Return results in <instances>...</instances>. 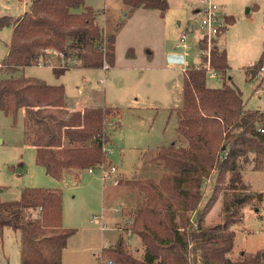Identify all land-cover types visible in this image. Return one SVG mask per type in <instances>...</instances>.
<instances>
[{"label": "trees", "instance_id": "16d2710c", "mask_svg": "<svg viewBox=\"0 0 264 264\" xmlns=\"http://www.w3.org/2000/svg\"><path fill=\"white\" fill-rule=\"evenodd\" d=\"M122 1L125 19L110 32L98 20L105 10L97 12L86 0H31L22 15L0 17V28H13L0 66V111L14 117L24 111V135L36 149V162L57 179L67 170L100 168L106 162L103 144L110 138L105 121L118 109L97 106L71 111L65 108L64 85L36 81L22 72L51 57L50 51L81 62L71 67L103 68L105 62L109 68L114 66L117 33L135 9L163 13L170 6L169 0ZM226 19L235 22L233 16ZM104 42L105 50L100 48ZM129 52L132 54L131 49ZM262 64L264 53L257 65ZM211 65L224 77L230 69L227 50L218 44L212 47ZM71 67L52 69L61 76ZM177 113V130L187 145L173 143L158 149L154 159L169 172L160 180L135 182L144 198L128 230L141 238L143 257H134L122 236L116 246L104 247L102 253L115 264H264V249L239 260L229 256L235 240L232 226L242 220L243 207L255 200L264 202V192L250 191L242 174L250 162L252 170L261 169L264 134L257 127L264 124V116L246 108L243 92L235 83L209 87L203 64L188 65L184 70L183 104ZM229 173L225 189L232 194L224 193L222 205L226 218L222 223L207 224V214L222 190L220 183ZM214 175L213 193L203 202V186ZM34 209H39L35 217ZM61 225L62 196L57 190L30 187L22 190L18 200L0 199V233L5 228L21 232L22 264H49L48 253L64 249L73 233Z\"/></svg>", "mask_w": 264, "mask_h": 264}, {"label": "rangeland", "instance_id": "374dc122", "mask_svg": "<svg viewBox=\"0 0 264 264\" xmlns=\"http://www.w3.org/2000/svg\"><path fill=\"white\" fill-rule=\"evenodd\" d=\"M214 1L220 5L222 15L233 16L235 22L228 23L213 43L227 50L230 69L226 77L219 71L216 77L207 73V85L217 88L224 82H233L243 92L246 108L259 110L263 107V98L253 95L254 83L246 72V66L249 62L258 63L264 53V0ZM29 3L30 0H0V17H18L28 9ZM85 4L97 12L111 9L98 17L105 32L112 31L125 19L122 13L124 5L120 0H86ZM169 4L163 15H136L128 25L132 41L143 40L146 33L150 37L148 39L156 48V54L150 56L149 63L141 58L134 60L127 46H123L116 60L118 67L75 66L57 76L50 66L34 65L22 72L36 81L64 85L66 97L72 104L71 111L80 109L81 104L118 109L117 113L113 112L106 118L111 141L109 146L113 148V153L106 154L107 169L114 165L117 170L105 180L104 169L99 167L93 173L67 170L60 179L48 175L45 168L36 162V149L26 141L23 111L16 117L0 111V199L18 200L22 190L30 187L61 193V226L73 232L64 248V264H100L101 260L106 264L112 259L102 253L103 247L113 248L121 236L126 249L134 257H143L141 238L128 230L144 198L135 182L147 178L160 180L164 173L169 172L164 163L154 159L158 149L173 143L176 146L187 145V140L177 130V109L183 104V72L179 66H197L204 61L198 42L201 37L198 21L202 14H195V9L201 6L200 1L169 0ZM187 27L192 32L189 36L191 47L183 49L177 44L181 32ZM11 36L10 26L0 28V66L8 53ZM149 49L144 46L141 51ZM111 121L113 126L109 124ZM252 167L253 162H250L242 171L243 174L251 170L244 174V182L251 186L250 191L264 192V157L261 169L252 170ZM230 176L229 173L220 183L222 190L207 214V224L222 223L226 218L222 213V203L225 192L229 197L232 194L225 189ZM115 179L118 180L117 185L113 182ZM216 180L214 175L205 182L203 202L212 195ZM38 212L39 209L32 210L33 217ZM242 212V220L232 226L235 240L229 256L233 260L251 257L264 249V202L258 204L255 200L245 205ZM20 235L21 232L11 228L0 233V264H22Z\"/></svg>", "mask_w": 264, "mask_h": 264}, {"label": "built area", "instance_id": "2783aa9c", "mask_svg": "<svg viewBox=\"0 0 264 264\" xmlns=\"http://www.w3.org/2000/svg\"><path fill=\"white\" fill-rule=\"evenodd\" d=\"M201 6L195 9V14L201 13L202 17L199 19V31L201 32V37L198 39V42L201 47L202 56L206 57V60L203 61L207 73L211 77H216L218 71L211 65V51L213 47L214 40L218 38L225 28L228 25L227 19L222 15L220 5L214 0H199ZM191 29H184L180 36L178 47L183 49H189L191 43L189 42V36L191 34ZM101 49L105 50V42L101 45ZM53 55L48 57L46 60L39 61L36 66H50L52 68H67L74 66L75 64H80V61H71L69 58H66L63 52L59 51H50ZM103 68H109L107 62ZM246 72L249 75L250 80L254 83L253 86V95L263 98V107L259 109V112L264 116V64L258 66L257 63H250L246 67ZM107 122L105 121V126ZM110 125H114V122H110ZM257 129L264 134V124L260 123ZM107 130V126H106ZM109 140L105 141L103 144L104 152L111 153L113 148L109 146ZM100 168L104 169V180L106 177L111 176L112 172H116L117 168L113 165L110 169H107V163L104 162ZM89 173L94 172V168L88 169ZM114 184H118V180L113 181ZM100 264H105L102 260ZM106 264H115L113 260L106 261Z\"/></svg>", "mask_w": 264, "mask_h": 264}, {"label": "crops", "instance_id": "0c3cea01", "mask_svg": "<svg viewBox=\"0 0 264 264\" xmlns=\"http://www.w3.org/2000/svg\"><path fill=\"white\" fill-rule=\"evenodd\" d=\"M31 1V0H30ZM123 4V1L120 0ZM254 3H257V2H254ZM258 4V3H257ZM124 5V4H123ZM105 12L107 13L108 10H111L110 8H104ZM113 11V10H112ZM116 12V11H114ZM126 10H125V7L123 6L122 8V13H124L123 15L126 14ZM158 13H160L161 15L162 12L158 9H147V8H143V7H139V8H136L135 11L130 15V17L125 21L123 27L120 29V31L117 33V37H116V42H115V49H116V60L118 61V53L120 52V50L122 49L123 46H127L128 49H131L132 51V55L134 56V60H138L139 58H141L143 61H145V63H149L150 61V56H154L156 53V48L153 47L149 41L148 38H150L149 36H147V33L144 34L142 36V39L143 40H138V41H132L131 40V36H133L132 34H130L129 32V28H128V25L130 24V21L132 20V18H134L136 15L138 17H145V16H154V17H158ZM102 16H104V14H102ZM12 28V27H11ZM13 29V28H12ZM147 36V38H146ZM139 42H142V44H139ZM145 46V48H150L148 51H141V48H143ZM222 48L224 46H221ZM141 51V53H140ZM115 60V65L112 66L113 68L114 67H118V62H116ZM252 63V62H249L248 65ZM254 63V62H253ZM247 65V66H248ZM188 64L187 65H182V66H179V68H181L182 72H184V70L187 68ZM246 66V67H247ZM165 67V66H164ZM182 89H183V79H182ZM70 102L68 101L66 95H65V108L69 109L70 110ZM87 107L88 105H84V104H81V107H79L80 109H77L76 111H82L84 109V107ZM89 107V106H88ZM82 108V109H81ZM75 110V109H74ZM22 115L24 113L21 112ZM110 138V136H109ZM110 141V140H109ZM111 142V141H110ZM34 147V146H33ZM35 148V147H34ZM113 153V151H112ZM246 171H251V170H246ZM246 171L243 172V180H244V174L246 173ZM245 181V180H244ZM247 183V182H246ZM223 205V203H222ZM106 247V246H104ZM103 247V248H104ZM21 249V248H20ZM64 250L65 249H62V250H58V251H51L48 253L47 255V258L49 259V264H64V260H65V256H64ZM21 253V252H20ZM39 261H41V257L38 258ZM77 264H83L81 262L77 263Z\"/></svg>", "mask_w": 264, "mask_h": 264}]
</instances>
